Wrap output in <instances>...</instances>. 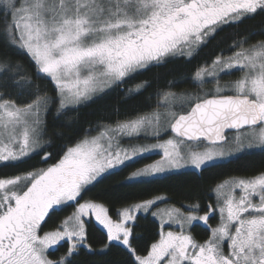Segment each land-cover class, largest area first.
Segmentation results:
<instances>
[{"label":"snow or ice","instance_id":"1","mask_svg":"<svg viewBox=\"0 0 264 264\" xmlns=\"http://www.w3.org/2000/svg\"><path fill=\"white\" fill-rule=\"evenodd\" d=\"M257 16L264 17V0H0V165L52 158L45 137L53 104L57 119L78 113L136 74L190 62L220 32ZM256 35L237 33L229 55L221 50L198 66L196 86L211 82L213 88L163 91L151 112L98 125L95 135L77 134L47 167L0 176V264H73L81 252L107 255L113 247L126 250L125 264H264V168L216 184L214 204L202 206L193 194L187 205L152 212L160 222L143 251L133 243L137 213H148L164 197L126 204L113 216L106 203L82 195L152 149L162 151L161 159L132 171L129 183L166 179L187 167L202 172L264 151V39L253 42ZM13 55L26 58L31 73ZM234 72L237 78L221 83ZM150 86L146 80L127 89L123 102ZM13 92L29 98L19 103ZM162 132L173 136L147 146L121 144L124 137L159 138ZM65 207L74 210L44 231L47 218ZM93 224L104 233L99 248L89 242ZM197 227L206 239L196 238ZM62 242L66 253L50 259Z\"/></svg>","mask_w":264,"mask_h":264},{"label":"trees","instance_id":"2","mask_svg":"<svg viewBox=\"0 0 264 264\" xmlns=\"http://www.w3.org/2000/svg\"><path fill=\"white\" fill-rule=\"evenodd\" d=\"M262 30H264V17L261 16L246 21L239 28H228L220 32L206 47H203L190 62L181 59L168 64L166 67L152 68L136 74L119 87L109 91L102 98L82 105L78 113L68 111L66 115H62L57 119L55 118L56 105L53 104L46 116L48 136L45 137V139L50 138L52 141L46 149L52 153V158L44 163L42 155H34L18 167L0 165V176L15 175L19 172L47 167L62 154L61 148L65 144L75 141L77 134L90 132L94 135L98 125L113 123L117 119L124 120L136 113L151 112L156 108V97L163 91L171 90L181 94L186 90L196 88V83L192 77L198 66L206 61L210 63L216 55L221 53V50H223L224 55H229V45L234 42V38H237V33L243 35L248 32H255L257 33L253 40L255 42V40L264 39V36L258 34ZM12 58L23 63L31 73V66L26 58L17 55H13ZM146 80L150 82L151 86L139 94L133 95L127 103H124L123 98L127 89L133 88ZM36 83L42 89L47 88L49 94L55 95L52 85L47 81L39 80ZM13 96H18L17 92H13ZM70 118L75 119V123H72ZM69 125L71 126L69 127ZM61 133L63 135H60ZM153 157L139 158L135 162L122 166V169L114 175H104L88 187L82 194L83 199H96L99 202L106 203L110 206L113 216H115L117 208L157 196L164 197V204L168 206L180 207L182 204L191 203V196L195 194L199 197L201 205L206 206L209 203H215L211 189L216 184L234 177L251 176L264 168V151L260 150L244 154L239 158L217 164L214 167L205 168L202 172L183 171L168 174L166 179H158L147 183H129L126 180L131 171L150 163ZM73 210L72 207H65L63 211L53 213L47 218V222L43 226L44 231L55 228ZM137 217L135 226L137 239L133 243L140 251H143L152 242L159 223L152 217L151 213L138 214ZM193 234L198 240H204L208 235L205 230L199 227L193 229ZM88 238L93 247L99 248L104 233L96 224H93L89 227ZM67 248V242H62L61 245L56 246L55 251H50V259H58L63 256ZM128 260L129 255L126 250L122 247H113L107 255L99 252L95 254H89L86 251L81 252L80 255L73 258V264H125Z\"/></svg>","mask_w":264,"mask_h":264},{"label":"rangeland","instance_id":"3","mask_svg":"<svg viewBox=\"0 0 264 264\" xmlns=\"http://www.w3.org/2000/svg\"><path fill=\"white\" fill-rule=\"evenodd\" d=\"M238 75H239V73L238 72H234L232 75H224L223 77H222V79H221V83L223 84V83H226V82H228V81H230V80H234L235 78H237L238 77ZM213 84L211 83V82H209V83H206L205 84V86H204V88L203 89H201V88H198V87H196V88H193V89H190V90H186L184 93H190V94H194V93H197V92H203V91H207V90H209V89H211V88H213ZM184 93H181V94H184ZM17 95L18 96H14V97H17L18 98V102L19 103H24L25 101H27L28 100V95L27 94H25V95H19V93H17ZM157 102H158V96L156 97V105H157ZM161 112H163L164 111V109L163 108H160L159 109ZM233 133H229V136H231ZM95 135V134H94ZM173 135L170 133V132H168V133H163L162 132V134H161V137H159V138H157V137H153V136H144V135H141V136H139V137H137V138H135L134 140H130L129 138H127V137H124V138H122L121 139V144L123 145V146H125V147H127V146H129V144H136V145H142V146H147V145H150V144H154V143H157L158 141L159 142H162L163 140H166V139H168V138H171ZM254 151H260V149H253V150H251L250 152H246V153H244V154H247V153H251V152H254ZM243 154V155H244ZM147 156H154L153 157V160L150 162V163H153V162H155L156 160H159V159H161V156H162V151L160 150V149H152V150H150L149 152H147V153H145V154H143L141 157H138V158H136V160L137 159H139V158H143V157H147ZM157 156V157H156ZM236 159V158H235ZM233 160V159H232ZM127 163H130V162H127ZM126 163V164H127ZM150 163H147V164H150ZM225 163V162H224ZM147 164H144V165H142V166H140V167H144L145 165H147ZM140 167H138V168H140ZM136 170V169H135ZM183 171H193V172H198V171H196V170H193L191 167H187V168H184V169H181L179 172H183ZM132 172V171H131ZM131 172H130V174H131ZM179 172H176V173H179ZM130 174L128 175V176H130ZM171 174H173V173H171ZM104 175H106V174H104ZM103 175V176H104ZM164 175H168V174H164ZM102 176V177H103ZM127 176V177H128ZM100 179V178H99ZM98 179V180H99ZM127 180V179H126ZM95 183V182H94ZM91 185H89L88 187H90ZM164 199L163 200H161V201H158V203L156 204V205H154L153 206V208H151L150 210H149V212L148 213H152V212H163V210H165V209H169V208H171V206H168V205H166V204H164ZM83 202V201H82ZM148 213H144V212H139V213H137V215L138 214H148ZM153 217V216H152ZM158 223L160 222V220H159V217L157 216V217H153ZM97 225V224H96ZM99 228H101L102 226H99V225H97ZM174 227V226H173ZM176 227V226H175ZM174 227V228H175ZM51 251V250H50Z\"/></svg>","mask_w":264,"mask_h":264},{"label":"flooded vegetation","instance_id":"4","mask_svg":"<svg viewBox=\"0 0 264 264\" xmlns=\"http://www.w3.org/2000/svg\"><path fill=\"white\" fill-rule=\"evenodd\" d=\"M200 214H203V213L201 212ZM217 222H218V217H217V218H213V219L210 220V224H211L212 226H216ZM174 227H175V226H174ZM174 227H173V228H174Z\"/></svg>","mask_w":264,"mask_h":264},{"label":"water","instance_id":"5","mask_svg":"<svg viewBox=\"0 0 264 264\" xmlns=\"http://www.w3.org/2000/svg\"><path fill=\"white\" fill-rule=\"evenodd\" d=\"M172 134V133H171ZM173 135V134H172Z\"/></svg>","mask_w":264,"mask_h":264}]
</instances>
